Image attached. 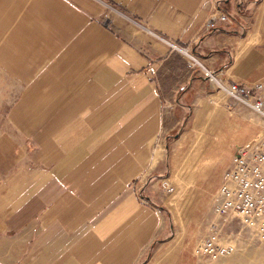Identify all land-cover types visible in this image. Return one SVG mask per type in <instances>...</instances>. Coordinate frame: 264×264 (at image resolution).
<instances>
[{"label":"crops","instance_id":"0c3cea01","mask_svg":"<svg viewBox=\"0 0 264 264\" xmlns=\"http://www.w3.org/2000/svg\"><path fill=\"white\" fill-rule=\"evenodd\" d=\"M215 7L234 23L208 29ZM181 48L264 95V0H0L3 264L207 262L151 181L166 141L199 156L231 120Z\"/></svg>","mask_w":264,"mask_h":264},{"label":"rangeland","instance_id":"374dc122","mask_svg":"<svg viewBox=\"0 0 264 264\" xmlns=\"http://www.w3.org/2000/svg\"><path fill=\"white\" fill-rule=\"evenodd\" d=\"M237 107L243 110L238 111ZM222 111L224 118L231 120L227 125L223 119L217 133L213 134L210 130L206 133L210 138L203 139L207 146L201 155L189 154L190 143L194 141L186 138L176 145L170 139L166 141L169 147L163 156L166 171L161 175L152 173L151 177L157 187V201L164 210L166 226L172 227L173 234L181 237L193 250L215 216L218 191L237 149L235 144L257 128L262 132L264 130L262 115L244 104L239 103L232 110L226 107ZM201 126L205 132L211 125L203 123ZM224 230L225 236L237 244L238 251L215 262L204 258L207 261L205 264H264V248L249 229L235 219ZM7 258L9 254L0 245V264Z\"/></svg>","mask_w":264,"mask_h":264},{"label":"built area","instance_id":"2783aa9c","mask_svg":"<svg viewBox=\"0 0 264 264\" xmlns=\"http://www.w3.org/2000/svg\"><path fill=\"white\" fill-rule=\"evenodd\" d=\"M214 9L207 19L208 29H214L219 22L234 23V18L227 12L217 7ZM181 51L187 55L190 67L197 69V73L204 75L224 91L227 109L232 110L241 103L264 118L261 83L248 86L224 82L217 71L206 66L194 53L186 48H181ZM147 73L153 77L156 74L155 67L150 65ZM172 105L170 102L166 103L167 107ZM214 215L195 246L194 252L197 255L215 262L235 254L238 246L224 232L225 226L235 219L249 229L264 248V130L260 136L237 147L219 188Z\"/></svg>","mask_w":264,"mask_h":264}]
</instances>
